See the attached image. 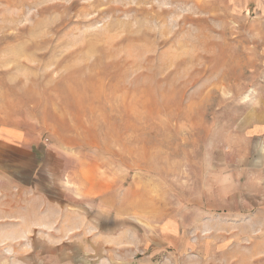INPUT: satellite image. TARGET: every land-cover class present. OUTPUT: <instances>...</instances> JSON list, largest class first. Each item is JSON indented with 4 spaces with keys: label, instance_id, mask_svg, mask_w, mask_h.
<instances>
[{
    "label": "rangeland",
    "instance_id": "obj_1",
    "mask_svg": "<svg viewBox=\"0 0 264 264\" xmlns=\"http://www.w3.org/2000/svg\"><path fill=\"white\" fill-rule=\"evenodd\" d=\"M248 8L0 0V264H146L160 219L184 233L156 264H264L231 218L239 190L264 211V10ZM47 160L45 208L30 188L47 191Z\"/></svg>",
    "mask_w": 264,
    "mask_h": 264
},
{
    "label": "crops",
    "instance_id": "obj_2",
    "mask_svg": "<svg viewBox=\"0 0 264 264\" xmlns=\"http://www.w3.org/2000/svg\"><path fill=\"white\" fill-rule=\"evenodd\" d=\"M262 0H247L248 9H254L257 8L259 10H264V8H260L259 5L261 4ZM41 171H44V174H40L39 178H37V182L40 183L42 180V177L45 178V181L47 183V191L44 192L42 190V185L39 184L37 188H30L31 192L35 191L38 192L40 197L39 200H41V204H45V208L47 205L54 204V198H56L57 194L54 193V191L57 193V187L61 178V164H53L45 161L41 165ZM39 188V190H38ZM257 192H251L247 189L245 190H239L237 192H234V194L231 197V204H237L239 207H236L235 210H232V219H238V220H249L251 224H253V227L247 231V235H254V236H262V240L264 243V223H261V220L264 221V211H252L254 207H256L260 202L257 198ZM52 209V207H48V209ZM44 207L41 209V213L43 212ZM53 211V209H52ZM111 219L109 218L107 227L111 228ZM154 241L152 243H146L143 245L142 249H144L145 252H151L150 262H147L146 264H156L153 260L158 256H165L166 253H169L173 248V245L169 241V237L183 234L181 232V228L177 227L174 223L171 221H167L166 219H160L154 224ZM258 244V243H257ZM262 244V243H261ZM264 245V244H263ZM261 245L260 247H256L255 252L257 253V250H264V246ZM155 247L156 249H153ZM0 251H4L7 253V256H10L9 254L12 252H15V245L10 244L9 242L5 244L0 243ZM264 252L259 253V255H262ZM258 255V254H257ZM147 258V257H146ZM148 260V259H147ZM145 264V263H140ZM233 264H236L233 263Z\"/></svg>",
    "mask_w": 264,
    "mask_h": 264
}]
</instances>
